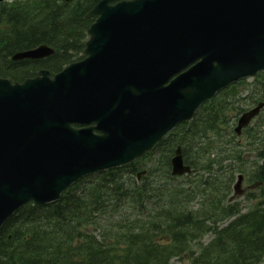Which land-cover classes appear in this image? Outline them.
<instances>
[{
  "label": "water",
  "instance_id": "95a60500",
  "mask_svg": "<svg viewBox=\"0 0 264 264\" xmlns=\"http://www.w3.org/2000/svg\"><path fill=\"white\" fill-rule=\"evenodd\" d=\"M113 1L87 14L97 18L84 59L52 79L0 78V222L89 171L141 156L218 90L264 70V0ZM50 54L39 46L12 59ZM171 164L174 175L188 171L179 150Z\"/></svg>",
  "mask_w": 264,
  "mask_h": 264
},
{
  "label": "trees",
  "instance_id": "16d2710c",
  "mask_svg": "<svg viewBox=\"0 0 264 264\" xmlns=\"http://www.w3.org/2000/svg\"><path fill=\"white\" fill-rule=\"evenodd\" d=\"M97 1L0 0V76L21 82L80 59L91 23L85 15ZM39 45L55 53L10 60ZM259 89L249 105L264 99V85ZM237 96L236 87L219 93L163 141L171 151L181 146L194 175L178 181L166 163L154 173V185L148 174L136 186L114 170L74 184L53 204L24 206L0 229V264H169L182 255L189 264L258 263L264 258V124L243 132L255 157L245 164L229 115L239 112ZM234 171L249 185L252 206L245 213L226 204Z\"/></svg>",
  "mask_w": 264,
  "mask_h": 264
},
{
  "label": "rangeland",
  "instance_id": "374dc122",
  "mask_svg": "<svg viewBox=\"0 0 264 264\" xmlns=\"http://www.w3.org/2000/svg\"><path fill=\"white\" fill-rule=\"evenodd\" d=\"M251 157H249L250 159ZM149 166V164H148ZM232 185V186H231ZM230 187H229V192L230 195H228L229 201L226 204H232V203H238L242 206V209H244V211H246L250 206V204H248L245 200V193L247 192V187L248 184L246 183V178L244 176V174L242 173H236L235 177H233V184L231 183ZM234 187H238V189L241 191L240 194L234 193ZM233 188V189H232ZM247 203V204H246ZM209 240V236H206L204 238V241L207 242ZM170 264H188V262L184 259V260H178V259H173L171 260ZM258 264H264V258H261L258 260Z\"/></svg>",
  "mask_w": 264,
  "mask_h": 264
}]
</instances>
